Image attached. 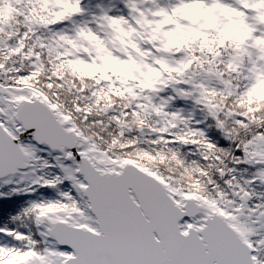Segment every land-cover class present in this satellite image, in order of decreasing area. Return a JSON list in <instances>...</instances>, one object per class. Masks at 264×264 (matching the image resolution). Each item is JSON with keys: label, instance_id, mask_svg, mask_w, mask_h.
Returning a JSON list of instances; mask_svg holds the SVG:
<instances>
[{"label": "snow or ice", "instance_id": "obj_1", "mask_svg": "<svg viewBox=\"0 0 264 264\" xmlns=\"http://www.w3.org/2000/svg\"><path fill=\"white\" fill-rule=\"evenodd\" d=\"M0 264H264V0H0Z\"/></svg>", "mask_w": 264, "mask_h": 264}]
</instances>
